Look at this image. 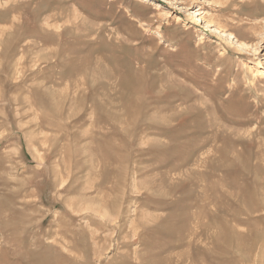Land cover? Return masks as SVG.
<instances>
[{
    "label": "rangeland",
    "instance_id": "obj_1",
    "mask_svg": "<svg viewBox=\"0 0 264 264\" xmlns=\"http://www.w3.org/2000/svg\"><path fill=\"white\" fill-rule=\"evenodd\" d=\"M263 186L264 0H0V264H264Z\"/></svg>",
    "mask_w": 264,
    "mask_h": 264
},
{
    "label": "bare ground",
    "instance_id": "obj_2",
    "mask_svg": "<svg viewBox=\"0 0 264 264\" xmlns=\"http://www.w3.org/2000/svg\"><path fill=\"white\" fill-rule=\"evenodd\" d=\"M261 176V175H260ZM262 186V185H261ZM260 187V186H259ZM53 188V187H52ZM242 188H243V186H242ZM263 188H264V186H263ZM259 190V189H258ZM244 194V193H243ZM249 194H251V192L249 193ZM262 194V193H261ZM245 197V196H244ZM251 197V196H250ZM262 197V196H261ZM247 200V199H246ZM245 200V201H246ZM2 202V201H1ZM4 202V201H3ZM246 208V207H245ZM234 221V220H233ZM59 231V230H58ZM96 232V231H95ZM56 235V234H55ZM94 236V235H93ZM57 237V236H56ZM48 241V240H47ZM60 241H62V240H60ZM69 243V242H68ZM189 243V242H188ZM215 251V250H214ZM209 252V251H208ZM49 253H50V251H49ZM209 253H211V252H209ZM53 254V253H52ZM211 255V254H210ZM214 255V254H213ZM189 257V256H188ZM180 258V257H179ZM191 258V257H190ZM51 259V258H50ZM177 260V259H176ZM181 260V259H180ZM170 262V261H169ZM198 262V261H197ZM204 263H205V261H204Z\"/></svg>",
    "mask_w": 264,
    "mask_h": 264
}]
</instances>
